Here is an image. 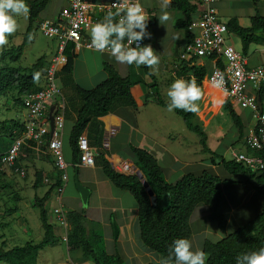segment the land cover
Here are the masks:
<instances>
[{"label": "trees", "instance_id": "16d2710c", "mask_svg": "<svg viewBox=\"0 0 264 264\" xmlns=\"http://www.w3.org/2000/svg\"><path fill=\"white\" fill-rule=\"evenodd\" d=\"M48 2L49 0L27 1L29 9L28 25L23 41L19 45L4 49L0 53V95L9 92L13 104L16 106H22V96L35 92L40 88L44 69L48 65L44 56L38 58L31 67L10 65V63H16L22 56L24 47L29 43V34L33 27L36 26L39 14L46 8ZM171 7L182 11L184 14V17L176 20L174 25L183 31L186 45L192 39V35L188 31V26L193 20L192 15L201 6L190 0H172ZM226 27L230 33L240 39L241 52L245 56L248 55L250 45L253 42L264 44V17L258 14L251 18V26L248 28L240 26L235 18L229 19L226 22ZM73 49L74 45L69 43L65 50L67 63L59 74H61L60 80L63 83L60 88L66 94V96L63 94L65 100L68 93L75 94L79 98V101H77L79 104H74L76 102L72 103L69 100L68 102L66 101V104L70 105L69 108L75 110V119L70 132V147L72 163L76 166L79 163L77 147L79 136L87 130L90 145L92 147L99 146L103 131L102 122L99 118L113 111V107L116 109V107L127 104L136 109L137 95L145 91L146 88L152 90L150 93L151 102L167 108L169 101L161 100L154 76H151V83L146 85L139 76L133 78L132 75H120L109 63H104V71L106 73L104 81L91 89L80 87L71 79L76 58ZM8 56L10 61L6 62ZM191 62H196V58H191L186 62L187 65H181L179 72L185 80L195 79L197 85L202 89L203 79L208 70L205 66L190 65ZM182 63H185V61H182ZM218 65H220V62H218ZM142 71L146 70L143 69ZM145 93L148 95L146 91ZM223 107L236 125L240 138H243L246 131L239 115L229 101L225 100ZM174 112L182 117L186 128L199 137V144L202 150L214 158L215 153L210 150L206 142V133L193 122L194 113L184 112L180 109H176ZM8 121L9 124L7 125ZM0 128L1 136L7 135L10 137L8 148L25 131L24 124L18 119L0 121ZM27 144L33 146L30 141ZM30 150L25 146L22 147V152L26 151L29 154L32 151ZM5 151L0 147V153ZM130 151L135 158L136 165L141 169L144 179L153 191L156 199V205L154 206L151 205L146 189L136 174H124L115 170L103 155L99 156L98 159L96 157V161L100 163L103 175L112 186L118 190L129 192L135 200L138 206L139 241L147 250L158 253L162 259L167 258L174 240L178 238L189 239L192 231L190 230L189 219L194 209L200 205L207 206L208 219L217 222L220 229L224 230L229 224L228 218L220 210V203L224 198L220 185L244 183L224 179L206 169L200 173L188 172L175 182H167L162 175V170L156 158L149 151L135 146H130ZM246 152L251 153L247 146ZM254 154L261 155L257 152ZM20 157L21 159L19 160H22V156ZM219 157L221 161L218 162V165L221 164L227 173L246 176L250 179L247 183L251 188L263 197L261 210L254 218L216 241L206 240L203 243L202 250L207 257L206 264H236L238 255L264 248V167L259 170L250 169L233 159L226 160L222 155ZM262 157H264L263 154ZM213 158L211 162L215 163ZM16 166H19L18 161H16ZM0 175L1 182V177L4 173L0 172ZM253 181L255 184H253ZM35 183L37 185L42 183L41 172L37 173ZM59 184L60 177L58 176L44 196L36 198L34 203V206L40 209L39 219L43 229L41 240L37 243L26 241L24 244L12 246L7 250L1 249L0 263L36 264V259L41 250L47 246H55L60 242V239L54 235L51 224L48 223L47 210L44 208V204L49 199L51 192ZM4 187L0 185V190ZM165 200L167 205L163 206L162 203ZM66 219L69 224L66 235V245L69 252L79 251L81 260L89 261L93 264H123L122 257L117 251L114 254H108L106 251L103 233L100 228L88 229L86 227V217L82 211L70 210L66 212Z\"/></svg>", "mask_w": 264, "mask_h": 264}, {"label": "crops", "instance_id": "0c3cea01", "mask_svg": "<svg viewBox=\"0 0 264 264\" xmlns=\"http://www.w3.org/2000/svg\"><path fill=\"white\" fill-rule=\"evenodd\" d=\"M27 1L28 0H25L26 4H27ZM112 1L114 0H88V2H90L91 4L95 6L109 4ZM227 1L228 0H222L217 6L218 15L220 19L222 18L221 17L222 15H227L228 13L231 16H229L227 19H224V20L221 19L223 22L226 23L229 19L235 18L237 19L240 26L247 27V28L251 26V18L255 16V14L253 13L254 8H253L252 1L246 0L244 4H242L243 2H240L239 0H233L232 4L230 1L227 3ZM259 2H261V5H264V0H260ZM140 3L150 15L149 20H148L149 22L147 23V29L151 33V38L145 39L143 41H144V45H151L153 50L155 51V54L159 57L160 63L156 68H159L161 71H170L172 69L173 74H174L173 77H176V72H177L178 76H180V78H183L179 70H180V66L183 64H186V62L181 64L182 63L181 61L188 62L189 60H182L180 58L181 51L183 50L184 45H185L184 33L181 29L176 28L174 25L176 20L184 17L183 12L173 9L171 7V4L168 5L167 8H164V0H140ZM65 6H66V0H49L46 8L39 14V17L36 21L37 23L36 26L39 27V23L44 20L46 21V20L58 19L60 10L64 8ZM201 9H202V6L199 7L196 13L192 15L193 19L198 16ZM250 9H251V13H249L248 11ZM165 11L169 14L170 19L169 21L162 22V24H160L158 17L162 15L163 12ZM258 15L261 17H264V6L263 8L260 9V14ZM26 16L28 19V13L26 14ZM103 20H100L99 22ZM167 29L171 30L172 32H176V33H173L172 36H170L169 38H166L163 34H165ZM176 30H180L181 32H177ZM156 31H160L161 33H163L162 34L163 39L161 38L159 34H157ZM88 34L91 36V29L88 31ZM228 35L229 36L232 35L234 37L230 39L227 38L228 44L233 45L237 50L241 51L240 39L236 35L230 33L229 31H228ZM53 42L55 45L52 51L50 52L51 54L50 57L46 60L47 63L50 61V59L53 57L56 51V42L54 40ZM263 49H264V44H258V43L253 42L250 45V50L248 52V55L246 56L244 55L247 58L248 64L250 66H264ZM75 54H76V58L74 61V68H73L72 74L76 73L75 69L78 63L81 61V63L85 65V68H84L85 75H88L89 79H91L95 75H99L101 82H102L106 79V73L104 71V66H103V63L105 62V63L111 64L118 71L119 74H120L119 72L120 69H123V68L125 69V71H127V73H129L126 75H130L132 71H136L134 75H132L134 76L133 78H136L135 76H139V78H141V80H143L146 85H149L151 83L152 81L151 76L152 77L154 76L155 82L158 85L157 76L153 72L151 71L149 72L150 68L145 67V66H140L137 69L135 66H127V65L119 64L118 62L115 61L114 57H112L111 53L107 51H104L103 53H99L95 50L86 49L84 47H81L80 49H77L75 51ZM166 56H168L169 59H166L165 58ZM167 63L169 64L171 69H169L170 67L167 68L166 66ZM194 64L199 65V66H205L207 70L209 71L212 68L214 63L212 59H196V62L190 63V65H194ZM143 69L146 70L144 71L146 73L144 77L142 76ZM147 75H149V77ZM209 86L212 87L208 82L203 80V88L201 89V91L205 89L206 92L208 93L209 90H212L209 88ZM212 88L217 93H220L218 89L214 87ZM85 89H91V88H85ZM148 98H149V95H146L145 91L138 94L136 98L137 106L138 105H144L145 107L150 106L151 103L153 102L150 101L151 98L149 99ZM5 99H7V97ZM201 99L203 101L204 96H202ZM223 99L224 97L221 99V101H223ZM12 102L8 104V102L6 101L5 106L8 105V109L12 108L11 107L13 106ZM20 108H21V111L24 109L22 106H20ZM233 108L236 111V109H238L239 107H233ZM70 111L75 112L73 108ZM133 111H134V108L126 104L123 106H119L118 109L113 110L109 112L108 114L99 118V120L102 122V128H103L102 137H101L100 145L93 146V148L95 149L96 156L99 157L103 155V157H105L111 163L114 169L117 170L116 167L119 163H127L131 166V169L134 172L135 171L142 172L141 169L136 165L135 158L133 157V154L130 151V146H129V150L126 153L122 152L123 146H126L127 144L126 138H124L122 141H118L120 132L122 131V129H124L123 125L129 128L130 133L134 131L135 145H132V144L131 145L138 147V148L140 147L142 149L149 151V153H151L156 158L162 170V175L167 182H171V181L175 182L181 176H183L184 174L188 172L200 173L201 171L205 169L208 170V168H209L208 171L218 169L219 165L216 162L215 163L210 162V165L205 164L206 157H204V155H198L200 152H202V150L199 151V149L196 152L191 151L188 157L183 158L181 151L179 149H175V150H173L172 148L170 149L171 140H172V129L170 125L168 127V123L166 121L161 122L162 125H165L164 130L158 129V124L160 123L159 121L157 122L156 126L155 125L146 126L145 124L140 125L139 123H143V121L141 122L138 121L137 116L133 114ZM21 113L24 114V118L22 121L19 119L18 120L23 124L27 119V112L24 109V112H21ZM236 113L239 115L244 125V130L246 131V134H247L252 128L253 123H254V119L252 117L251 111L242 109L240 112L236 111ZM128 118H130V120H128ZM12 119H15V118H10L7 120H12ZM160 130L163 131V133L160 132ZM63 132H64V128H63ZM70 132L66 136H64V133L62 134V141H63L62 151H63L64 158H66L68 155V159L66 158L67 160L66 163L68 165L67 166L68 180L64 186L62 193L60 195H57L56 193L55 205L52 209H54L55 207H58L59 205H62V208L65 211L67 212L70 211V210H66L63 205V198H64L63 196L66 190L70 187V180L74 184L75 169L76 168L78 169V176L80 175L79 169L80 170H91L88 173L86 172V176H83L82 180L80 181L82 182L83 186L87 187L90 190L89 197L92 191H94L96 196L98 197V200L101 202L97 204V206L94 209H90L89 214L91 213L94 214V212H98L99 214L101 212L103 213L106 212L107 214L104 220H97L101 223L98 228H100V230L103 233V239H104L105 246L107 245L106 251L108 252V254H113L115 252L113 250L112 252H110L109 247H112V245H115L117 247L120 246L118 253L121 255V257L124 260L127 259V261H132L131 264H152V259L155 260L156 257L152 258L151 256H149V252H143L142 248L139 247L140 241H139V232H138V225H137L138 206L135 200L133 198H132V201L127 199L125 195L127 191L126 192L122 191L124 193L120 192L119 195H115V190L113 189L114 187L109 182V180L103 175L102 170H101V165L98 161H95V164L93 167H82V166L76 167L75 165H73L71 147H70ZM130 133H128V135H130ZM87 136H88V131H87ZM206 136H207V141H206L207 145L210 148V150L214 152V147L217 146L218 142L216 143L213 142V144H211V147H210L209 143L212 140L211 136L210 134L209 136L208 135ZM236 136H237L236 140L232 142L233 147L241 143V140H244V137L240 138L239 133ZM219 138L220 136L218 135V139ZM240 147L241 146L238 147V151H235L234 148H230L231 155H232V152H240V153L245 152L246 150L245 145H244V148H240ZM41 148L45 149L43 146ZM27 149L33 150V151L30 150L31 154L35 153L37 156L43 157L45 163L46 162L51 163L50 161L53 160L50 155L38 153V151L34 148L28 147ZM22 154L23 156H25V153H22ZM196 156H199V160L194 159ZM223 158H224V154H223ZM36 162H39V160H36L35 163ZM31 163L34 164L35 168H37L36 164L33 163V159H31ZM19 164L23 167L24 164H27V162L23 161ZM39 170H41V174L43 173L42 175H44V178L49 180V183H54L56 177L59 176V173L57 172L54 164H52V167L50 165L49 172H45L42 168ZM95 170L96 171L98 170L99 172H101V175H100L101 177L98 176ZM7 171L9 170L5 169L4 172H7ZM35 171H34L33 187L36 189V187L40 186L41 184L39 183L40 185L39 184L37 185L35 183L37 173L39 172L37 171L35 173ZM241 177L244 180V182H242L244 184L238 183V184L232 185V187L230 188V194L225 196L222 202L220 203V210H221L222 204H224L225 208L228 209L227 218L231 219L232 222H234L237 225L245 224L247 221L254 218V216H256V214L261 210V206L263 202V197L257 194L254 191V189L251 188V186L247 183V181L250 179L242 175ZM12 178L13 176H10L9 174L2 176L0 185L2 186V184H4L5 186H7L9 184V180H11ZM14 184L16 183L14 182ZM14 184L10 183L8 186L13 185L12 187H15ZM253 184H255V182ZM50 185L48 186V189ZM220 187L222 189V187H226V185L221 184ZM243 189L245 191H243ZM104 197H106L107 203L103 202ZM66 198L69 199L68 196ZM109 204H111V206H108ZM252 207H255L254 213L248 215L247 210L251 209ZM46 210H47V220H48V223L51 224L53 228L54 235L58 237L61 242L65 243L66 242L65 236L67 234L69 224L67 225V228L65 229L63 226L57 223L56 217L52 216L51 212H50V215H51L50 216L48 213V209ZM73 211H82L85 217L87 215L86 212H88V210L86 211L85 208L74 209ZM90 221L95 223L94 220H90ZM150 258H151V261H150Z\"/></svg>", "mask_w": 264, "mask_h": 264}, {"label": "rangeland", "instance_id": "374dc122", "mask_svg": "<svg viewBox=\"0 0 264 264\" xmlns=\"http://www.w3.org/2000/svg\"><path fill=\"white\" fill-rule=\"evenodd\" d=\"M231 2L233 0H228V2ZM240 2H243L242 4L245 3L246 0H239ZM252 1L253 3V13L255 15L260 14V9L263 8L264 5H261L260 0H249ZM259 3H258V2ZM249 13H251V9L248 10ZM229 16L228 13L227 15H222L221 19H227ZM17 22H18V29L15 33L9 35L7 37L8 43L0 47V53L4 49H10L13 46L19 45L23 39H24V33L28 25V19L26 15H21L17 17ZM37 24V23H36ZM177 32H181L180 30H176ZM157 34H159L162 37V34L160 31H156ZM173 33L171 30L167 29L165 34H163L166 38H169L172 36ZM225 38L230 39L234 38L232 35L229 36L228 34L225 35ZM29 43L26 44V46L23 49L22 56L20 59L15 63H10L11 66H21V67H31L38 58L41 56H44L45 59L47 60L50 57V52L52 51L54 47V42L52 39L47 38L44 36L43 31L39 29V27L34 26L31 33L29 34ZM166 59H169L168 56L165 57ZM10 61V57L8 56L6 58V62ZM182 62V61H181ZM187 62V61H185ZM105 63V62H104ZM103 63V66H104ZM183 64V63H181ZM167 68H169V64H166ZM174 66V65H173ZM85 65L81 63V61L78 63L76 67V73L72 74L71 79L77 83L80 87L83 88H92L99 84L101 82V79L99 75H95L91 79L88 78V75H85ZM137 68V67H136ZM138 69V68H137ZM171 69V67L169 68ZM153 72L158 79V90L161 96V100L164 101H169L168 96H167V91L172 84V82L176 79H180V76H178L176 72V77H173V70L171 69L170 71H161L159 68L152 69L150 68L149 72ZM120 75L125 76L127 71L125 69H120ZM136 71H132L130 75H134ZM139 72V70H138ZM60 73V72H59ZM57 74V79H56V84L58 88L61 90V85L63 84L62 81L60 80L61 74ZM141 73V71H140ZM145 72H142V76H145ZM149 77V75H147ZM134 77V76H133ZM207 82V81H206ZM210 88V87H209ZM150 98V93L152 90L150 88H146L145 90ZM202 96H204V99L202 101L199 100L197 103L199 105V111L197 113H194L193 117V122L194 124L198 125L205 133L206 135L211 136V144L213 142H218L217 146L214 144V153L215 156L214 158L212 155L209 153H206L202 150L201 145L199 144V137L192 131L188 130L184 124V121L181 116L176 114L174 111L169 112L167 108H164L162 106H159L158 104L151 103L150 106L145 107L144 105H138L136 109H134L133 114L137 116L138 121H143V123H139L140 125H146V126H156L157 122L159 121L160 123L158 124V129L164 130L165 125H162L161 122L166 121L168 123V127L170 125L172 129V140H171V145L170 149L172 148L173 150L179 149L181 151V154L183 158L188 157L189 153L191 151L196 152L202 150L198 155H204L206 157L205 159V164L210 165V160L213 158L216 163L220 162L221 159L219 156H223L226 160L232 159L231 151L230 148H234L235 151H238V147L241 146L240 148H244V140H241V143L237 144V146L233 147L232 142L236 140V135L238 134V130L236 125L233 123L231 120L230 116L228 115L227 111L223 107V101H221L222 97L219 96L217 92H214L213 90H209L208 93L206 92L205 89L202 91ZM206 92V93H205ZM61 93L64 94L63 90H61ZM74 93V92H73ZM221 93V92H220ZM66 96V94H64ZM7 97V99H5ZM225 97V95H224ZM148 98V99H149ZM68 100L74 104H79L77 101H79V98L75 94L68 93L66 101ZM6 101L9 103L12 102V98L9 92L2 93L0 95V120H7L10 118H15L19 120H23L24 114L21 112H24V109L21 111L20 105L16 106L13 104L11 106L12 108L8 109V105L5 106ZM13 103V102H12ZM70 105H67V111L69 112V115L66 114L64 123V136L69 134L71 130V126L74 121L75 117V112H71L69 108ZM116 109H118L116 107ZM113 107V110H116ZM124 109V108H123ZM240 108L236 109L237 112H240ZM66 111V112H67ZM139 113V114H138ZM18 117V118H17ZM130 120V118H128ZM154 121V122H153ZM9 124V121L7 125ZM7 127V126H6ZM124 129L120 132L119 140L122 141L124 138H126V146H123L122 152L126 153L129 150V146L135 145V139H134V131L130 133V130L127 126L123 125ZM212 128V129H211ZM211 129V131H210ZM1 130V128H0ZM163 133V131H161ZM130 133V135H128ZM218 135L220 138L218 139ZM126 136V137H125ZM10 137L7 135H0V147L1 149L7 150L9 146V139ZM132 144V145H131ZM198 144V145H197ZM185 147V148H184ZM140 148V147H139ZM229 148V149H228ZM246 148V145H245ZM142 149V148H141ZM25 156L21 154L22 160H20V163L25 161L27 164H24L25 168V175L20 176L19 174L12 173L10 171L3 172L5 176L6 174H9L10 176H13L11 180H9V184L14 182L16 184L15 187L10 186H5L2 184L1 188V198H0V250H7L10 247L14 245H20L23 244L24 242L32 241V242H39L43 236V229L41 227V222L39 219V213L40 209L37 206H34L36 198H41L44 196L45 192L48 189V186L51 183H47L43 180L44 175L41 174V181L38 187L36 189L33 187V179H34V171L37 170L39 173L43 169L45 172H49L50 170V165L52 167V163L49 162H44V158L41 156H37L35 153L34 154H28L26 151H24ZM68 154V152H67ZM96 157L98 159V156H95V161ZM68 159V155L66 157ZM65 161L67 162V160ZM21 159V157H20ZM31 159H33V163H35L36 160H39V162H36V167H34V164L31 163ZM194 159L199 160V156H196ZM68 170V169H67ZM209 170V168H208ZM35 171V173L37 172ZM71 171V169H70ZM69 171V172H70ZM91 170H80L79 173L80 175L78 176L79 181L82 180L83 176H86V172L88 173ZM97 172L98 176L101 177V172L98 170ZM211 173L219 175L221 177H224V179H228L231 181H240L244 182L243 178L241 177L240 174H230L225 171L224 168H222L221 164H219L218 169L210 170ZM172 182V181H171ZM82 184V182L80 181ZM232 184L226 185V187H222L224 197L230 194V188L232 187ZM3 189V190H2ZM115 190V195H119L121 190H118L116 188H113ZM118 191V192H116ZM243 191H245L243 189ZM126 192V191H124ZM122 192V193H124ZM126 197L128 200L132 201V196L129 192L125 193ZM69 197L67 199L66 197ZM105 196V195H104ZM55 197H56V191L53 190L50 194L49 199L45 202L44 208L48 209V213L50 215V212L52 216L55 217L54 214V209H52L55 205ZM63 205L66 210H74V209H81L85 208L86 211V227L88 229L91 228H98L99 225L101 224L97 220H104L105 216H107L106 212L103 213L101 212L100 214L98 212H94V214H89L90 209H94L97 204L101 203L98 200V197L96 196L95 192L92 191L88 201L86 204L82 203L79 192L77 191L76 186L73 184V182L70 180V187L66 190L64 196H63ZM103 202L107 203L106 197L103 198ZM163 206L167 205V201L165 200L162 203ZM108 206H111L109 204ZM16 207V208H15ZM256 207V205H255ZM252 207L251 209H248V215L254 213V208ZM56 208V207H55ZM221 211L226 215H228V209L225 208L224 204H222ZM51 216V215H50ZM94 220V222L90 221ZM229 220V224L225 227V229H220L217 222L214 220H209L208 219V211H207V206L206 205H200L197 206L190 219V230L191 235L189 239L193 243V247L195 248H203V243L206 240L209 241H216L222 237H224L227 233L233 231L234 229L237 228V226H241L243 224H235L232 222L231 219ZM245 222V221H244ZM114 228V227H113ZM142 248L143 252H149V256L152 258V264H160V261L163 260L162 257L153 251L147 250L144 246H141L142 244H139ZM105 246V243H104ZM119 247L120 246H115L112 245V247H109V251L112 252V250L115 252H119ZM112 248V249H111ZM105 249L107 250V245L105 246ZM146 249V250H145ZM142 253V252H141ZM114 254V253H113ZM120 255V254H119ZM141 258V256H140ZM123 264H131L132 261H127V259H123ZM151 261V258H150ZM0 264H7L5 262H1ZM36 264H93L92 262L89 261H83L81 260V256L79 251H72L69 252L67 246L65 245L64 242H61L55 246H47L43 250L39 252V255L36 259Z\"/></svg>", "mask_w": 264, "mask_h": 264}, {"label": "built area", "instance_id": "2783aa9c", "mask_svg": "<svg viewBox=\"0 0 264 264\" xmlns=\"http://www.w3.org/2000/svg\"><path fill=\"white\" fill-rule=\"evenodd\" d=\"M190 1L200 4L202 9L188 26L192 39L184 46L180 58L182 60L212 59L214 64L203 80L222 92L224 98L233 107L251 111L254 123L244 137L251 153L232 152V156L245 167L262 169L264 167V157H262V154L264 155V66H250L242 52L228 44L225 38L228 29L217 10V5L222 0ZM129 2L135 0H114L100 6H95L88 0H66V6L60 10L58 19L39 23V29L43 31L44 36L56 42V51L44 69L40 88L22 97L23 108L27 112L25 132L14 140L7 151L0 154V172L7 169L13 170L20 176L25 175L23 168L15 167V162L22 147L30 141L39 153L52 157L55 168L60 172L61 182L55 190L57 195L62 193L68 180V165L62 151L66 102L56 84V79L57 74L67 63L66 47L72 43L73 51L81 47L91 49V36L88 31L92 26L103 20L108 12H115ZM144 11L149 18L150 15L145 8ZM143 44L144 41L142 46ZM105 51L111 53L108 49ZM50 108H53L52 132L49 121ZM42 146L45 149L41 150ZM77 147L79 163L76 166L93 167L96 153L89 143L87 130L79 136ZM256 152L261 155L254 154ZM116 168L122 173H133L127 163H119ZM45 182H48V179H45ZM54 214L57 223L66 228V211L62 205L54 208Z\"/></svg>", "mask_w": 264, "mask_h": 264}, {"label": "clouds", "instance_id": "9594fccd", "mask_svg": "<svg viewBox=\"0 0 264 264\" xmlns=\"http://www.w3.org/2000/svg\"><path fill=\"white\" fill-rule=\"evenodd\" d=\"M170 4L171 0H164V8H167ZM28 10L29 9L25 3V0H0V47L5 46L8 43L7 37L17 31V17L26 15ZM169 19L170 16L166 11L158 17L160 24H162V22L169 21ZM148 20L149 18L147 17L140 0L129 2L126 6L118 8L115 12L110 11L104 17L103 21L97 22L92 26L90 48L99 53H103L105 49L110 50L115 61L122 65L135 66L137 68L140 66H145L155 69L160 63L159 57L155 54V51L151 45L143 44L142 46L143 40L151 38V33L147 29V23L149 22ZM133 45L135 46L133 47ZM167 96L169 99V103L167 104V109L169 112H172L176 109L191 113H197L199 111V105L197 102L201 100L202 92L195 79L185 80L180 78L174 80L167 91ZM225 100L226 99L224 98L223 102ZM23 124L25 125V122ZM24 146L34 148L35 145L33 144V146H30L26 143ZM41 150L43 149L41 148ZM22 153L23 152L21 149L20 155ZM244 153H246V150ZM20 155L16 160L19 163ZM50 162L53 164V160ZM15 167H21L25 171V168L20 164L19 166H16V162ZM9 171L15 173L13 170ZM57 172L59 173L60 177V172L58 170ZM138 172L139 171H133L134 174ZM45 179L46 178H43L44 181ZM47 183H49V180ZM206 259L207 257L204 251L200 248L194 249L193 243L190 239L178 238L173 241L169 256L161 260L160 264H206ZM236 264H264V248H261L258 251L242 253L238 255L236 257Z\"/></svg>", "mask_w": 264, "mask_h": 264}, {"label": "water", "instance_id": "95a60500", "mask_svg": "<svg viewBox=\"0 0 264 264\" xmlns=\"http://www.w3.org/2000/svg\"><path fill=\"white\" fill-rule=\"evenodd\" d=\"M52 110H53V108H51L50 112H49V120H50L51 132L53 130ZM136 174H137L138 178L141 180L143 187L146 189L147 195L149 196L150 201H151V205H153V206L156 205V199L154 197L153 191L149 187V185L146 182V180L144 179L143 175L140 172H138ZM74 184H75V186L77 188V191L79 192V195H80L82 203L86 204L87 201H88L90 190L80 183V181L78 179V169L77 168L75 169V173H74Z\"/></svg>", "mask_w": 264, "mask_h": 264}, {"label": "bare ground", "instance_id": "6f19581e", "mask_svg": "<svg viewBox=\"0 0 264 264\" xmlns=\"http://www.w3.org/2000/svg\"><path fill=\"white\" fill-rule=\"evenodd\" d=\"M209 87H210V86H209ZM210 89L214 90L212 87H210ZM214 91H215V90H214ZM215 92H216V91H215ZM219 95L222 96V98H223V96H224L223 93H219Z\"/></svg>", "mask_w": 264, "mask_h": 264}]
</instances>
